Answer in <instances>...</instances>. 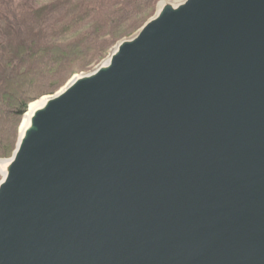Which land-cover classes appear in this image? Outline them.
Masks as SVG:
<instances>
[{
	"label": "water",
	"instance_id": "1",
	"mask_svg": "<svg viewBox=\"0 0 264 264\" xmlns=\"http://www.w3.org/2000/svg\"><path fill=\"white\" fill-rule=\"evenodd\" d=\"M62 88L0 158V264H264V0L158 1Z\"/></svg>",
	"mask_w": 264,
	"mask_h": 264
},
{
	"label": "trees",
	"instance_id": "2",
	"mask_svg": "<svg viewBox=\"0 0 264 264\" xmlns=\"http://www.w3.org/2000/svg\"><path fill=\"white\" fill-rule=\"evenodd\" d=\"M159 0H0V158L29 103L57 91L140 28Z\"/></svg>",
	"mask_w": 264,
	"mask_h": 264
},
{
	"label": "rangeland",
	"instance_id": "3",
	"mask_svg": "<svg viewBox=\"0 0 264 264\" xmlns=\"http://www.w3.org/2000/svg\"><path fill=\"white\" fill-rule=\"evenodd\" d=\"M51 0H36V2H38L39 4H43V3H47V2H50ZM159 1H161V0H159ZM139 29V28H138ZM137 29V30H138ZM137 30H135V31H133V32H131L129 35H126V36H123V37H121L120 39H122V38H125V37H129V36H131V35H133ZM120 39H118V40H116L109 48H108V50L106 51V53H105V55L97 62V63H95V64H92L90 67H88L87 69H85V70H82V71H78V72H76V73H74L72 76H74V75H76V74H80V73H84V72H87V71H89V70H91V69H93L94 67H96V65L97 64H99L102 60H104L107 56H108V54H109V52H110V50L112 49V47L117 43V41H119ZM71 76V77H72ZM71 77L57 90V91H59L70 79H71ZM57 91H55L53 94H55ZM53 94H46V95H53ZM44 96V95H43ZM20 130V129H19ZM18 136H19V134H18ZM10 156L11 155H9V156H7V157H2V158H10Z\"/></svg>",
	"mask_w": 264,
	"mask_h": 264
},
{
	"label": "bare ground",
	"instance_id": "4",
	"mask_svg": "<svg viewBox=\"0 0 264 264\" xmlns=\"http://www.w3.org/2000/svg\"><path fill=\"white\" fill-rule=\"evenodd\" d=\"M77 75H78V74H77ZM75 77H76V75H75ZM62 89H63V88H62ZM62 89H61V90H62ZM51 96H53V95H44V96H41L39 99H36V100L32 101L31 103H29V105H28V109H27V111L25 112V115H24V117L22 118L21 123H20L19 134H21V132L23 131V128L25 127V125H26V123H27V120H28V117H29L30 112H31L35 107H37L38 105L42 104V102H43L45 99H47V98H49V97H51Z\"/></svg>",
	"mask_w": 264,
	"mask_h": 264
}]
</instances>
